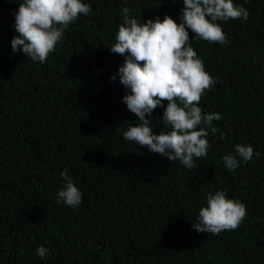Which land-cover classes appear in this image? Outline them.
<instances>
[{
	"label": "trees",
	"instance_id": "1",
	"mask_svg": "<svg viewBox=\"0 0 264 264\" xmlns=\"http://www.w3.org/2000/svg\"><path fill=\"white\" fill-rule=\"evenodd\" d=\"M19 2L0 0V264H264V0L244 5L247 21H218L226 45L189 30L217 80L202 114H221L193 169L122 137L136 117L110 79L124 58L107 46L123 7L141 21L168 14L179 23L182 0H85L92 11L42 64L11 50ZM162 113L153 110L156 133ZM237 143L261 155L228 171L221 157ZM65 168L82 193L75 209L56 203ZM216 189L247 215L235 230L197 233L192 221ZM38 245L50 256L39 258Z\"/></svg>",
	"mask_w": 264,
	"mask_h": 264
},
{
	"label": "clouds",
	"instance_id": "2",
	"mask_svg": "<svg viewBox=\"0 0 264 264\" xmlns=\"http://www.w3.org/2000/svg\"><path fill=\"white\" fill-rule=\"evenodd\" d=\"M247 3L249 0L243 4H235L234 0H182L179 23L168 14L141 21L129 7L122 8L114 43L107 46L124 58L110 79L118 77L125 88L122 102L136 117L121 132L125 140L145 146L148 152L169 161L179 160L188 169L196 167L195 158L207 156L208 130L217 131L213 121L220 120L221 114H202L199 102L217 80L205 70L191 46L189 30L194 38L226 45L228 39L218 21H247ZM91 11L85 0H20L13 12V27L18 35L11 39V50L42 64L69 25ZM157 107H163V128L159 133L153 131L151 122ZM260 155L251 144L237 143L221 160L224 168L235 171L240 164ZM60 175L62 186L57 189L56 203L78 208L83 202L81 190L67 168ZM204 200L192 221L197 233L216 235L235 230L247 215L246 206L225 190L207 192ZM36 255L44 259L50 252L38 245Z\"/></svg>",
	"mask_w": 264,
	"mask_h": 264
}]
</instances>
